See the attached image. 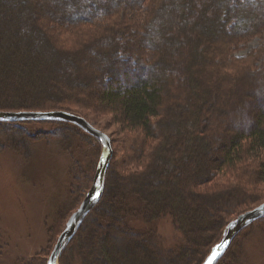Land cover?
<instances>
[{
    "label": "trees",
    "instance_id": "16d2710c",
    "mask_svg": "<svg viewBox=\"0 0 264 264\" xmlns=\"http://www.w3.org/2000/svg\"><path fill=\"white\" fill-rule=\"evenodd\" d=\"M253 37L262 45L236 57ZM262 60L264 0H0V111H91L129 136L73 242L81 264H203L224 223L253 209ZM21 124L0 122V136ZM164 219L183 241L170 250Z\"/></svg>",
    "mask_w": 264,
    "mask_h": 264
},
{
    "label": "rangeland",
    "instance_id": "374dc122",
    "mask_svg": "<svg viewBox=\"0 0 264 264\" xmlns=\"http://www.w3.org/2000/svg\"><path fill=\"white\" fill-rule=\"evenodd\" d=\"M262 43L263 39L253 37L234 55L248 57ZM78 116L88 119L96 129L110 137L112 164L124 157L129 136L122 134L112 116L91 111H80ZM63 123L22 122L23 129L16 132L17 136L5 131L1 133L0 264H31L34 260L37 261L34 264H47L67 221L79 209L93 185L96 171L93 172L101 157L100 141L72 123ZM57 133L66 136V140L60 141ZM254 194L258 201L251 205L253 209L264 204V182ZM86 220L63 251L59 263L63 260L65 264H81L77 248L75 252L72 248ZM226 223L213 243L226 232L230 224L226 227ZM155 227L156 236L161 238L159 246L163 249L170 250L183 244L181 234L170 219L156 222ZM101 229L100 232H104V228ZM236 242L237 247L234 246ZM231 252L240 253H237L241 258L237 263L264 264V218L242 229L219 263Z\"/></svg>",
    "mask_w": 264,
    "mask_h": 264
},
{
    "label": "water",
    "instance_id": "95a60500",
    "mask_svg": "<svg viewBox=\"0 0 264 264\" xmlns=\"http://www.w3.org/2000/svg\"><path fill=\"white\" fill-rule=\"evenodd\" d=\"M45 121L72 123L83 129L86 133L97 138L103 147L102 154L96 169L93 185L90 191L86 194V197L82 202V204L80 205L79 209L76 212H74L67 221L66 227L62 232V234L60 235L58 242L55 245V248L51 253V256L47 262V264H60L59 260L63 251L66 249L68 244L74 238L80 226L86 220V217L91 213V211H93L99 205V203L103 198L105 191L106 175L111 165V160L113 157V149H112V143L110 137L107 134L96 129L88 120H86L81 116L64 111H51V112L0 111V122L19 123V122H45ZM263 218H264V204H261L260 206L240 215L237 219L230 222V224L226 229L222 241L218 243V244L225 243L227 246L219 250L220 254L218 258L213 262V264H218L219 261L224 257L230 245L234 242L235 238L242 231V229L250 226L254 222H257L258 220H261ZM215 247L216 246H214L213 248ZM207 259L203 264H206Z\"/></svg>",
    "mask_w": 264,
    "mask_h": 264
},
{
    "label": "snow or ice",
    "instance_id": "6c2138e0",
    "mask_svg": "<svg viewBox=\"0 0 264 264\" xmlns=\"http://www.w3.org/2000/svg\"><path fill=\"white\" fill-rule=\"evenodd\" d=\"M227 245L225 243H222V244H218L216 245L215 248H213L211 254L209 255L207 261H206V264H213V262L218 258L220 252L219 250L221 248H224L226 247Z\"/></svg>",
    "mask_w": 264,
    "mask_h": 264
},
{
    "label": "bare ground",
    "instance_id": "6f19581e",
    "mask_svg": "<svg viewBox=\"0 0 264 264\" xmlns=\"http://www.w3.org/2000/svg\"><path fill=\"white\" fill-rule=\"evenodd\" d=\"M253 225V224H252Z\"/></svg>",
    "mask_w": 264,
    "mask_h": 264
}]
</instances>
